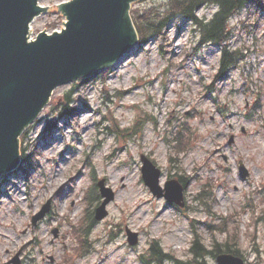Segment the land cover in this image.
Returning <instances> with one entry per match:
<instances>
[{
    "label": "rangeland",
    "instance_id": "374dc122",
    "mask_svg": "<svg viewBox=\"0 0 264 264\" xmlns=\"http://www.w3.org/2000/svg\"><path fill=\"white\" fill-rule=\"evenodd\" d=\"M65 1L39 0L47 8L32 22L33 32L62 28L57 6ZM215 10L201 7L197 16L210 18ZM229 25V44L241 58L225 74L218 71L221 48L202 43L190 20L175 18L163 37L137 44L78 84L68 115H59L60 102L79 79L53 90L22 133L25 160L0 177V264H144L155 241L171 259L163 264H187L195 236L205 249L228 240L246 264H264V0ZM137 119L141 131L124 139L118 129ZM179 130L171 144L167 139ZM142 154L161 169V186L192 177L183 207L153 196L141 178ZM94 177L114 197L105 217L92 221L81 252L74 230L102 202L98 190H89ZM204 183L208 205L195 200ZM45 202L49 212L32 225ZM126 229L137 233L135 244ZM198 261L218 264L211 253Z\"/></svg>",
    "mask_w": 264,
    "mask_h": 264
},
{
    "label": "water",
    "instance_id": "95a60500",
    "mask_svg": "<svg viewBox=\"0 0 264 264\" xmlns=\"http://www.w3.org/2000/svg\"><path fill=\"white\" fill-rule=\"evenodd\" d=\"M135 0H71L57 6L66 16L65 28L42 31L28 41L29 24L47 7L38 0H0V177L20 163L19 136L47 104L52 91L80 77H90L115 62L138 43L129 9ZM44 30V29H43ZM230 137V142L233 140ZM141 174L152 194L184 205L183 187L175 179L161 186L160 168L146 155L140 156ZM242 176L248 173L240 164ZM101 204L94 217H105L106 204L114 193L97 182ZM49 202L32 216V224L49 211ZM130 244L137 233L126 230ZM218 264H245L232 253H218ZM13 264H18L15 260ZM196 264V263H189Z\"/></svg>",
    "mask_w": 264,
    "mask_h": 264
},
{
    "label": "trees",
    "instance_id": "16d2710c",
    "mask_svg": "<svg viewBox=\"0 0 264 264\" xmlns=\"http://www.w3.org/2000/svg\"><path fill=\"white\" fill-rule=\"evenodd\" d=\"M140 1V0H139ZM138 0L131 4V17L134 26L137 31L138 41L140 45L149 43L152 39L161 38L164 36V28L172 19L184 18L190 20L194 25L198 26V32L200 35V41L202 43H212L221 48L220 54V66L219 73L225 74L232 67L237 66L236 63L241 58L240 49L233 48L229 44V39L232 34V26L229 25V20L232 16L240 14L243 10L252 7L259 0H157L158 2L152 3L148 8L141 9L136 4ZM216 6L215 12H213L210 18L198 17L197 10L205 6ZM85 79H81V83H74L67 92L64 94V99L60 102L59 115L66 116L69 111L66 109V105L69 101V95L76 89L78 84L85 82ZM257 110L260 105L255 107ZM141 123L139 119L135 120L130 128L118 129L119 134L125 139L127 136L131 137L141 131ZM182 128V127H181ZM183 131H177V136L174 135L172 139H167L171 144L180 140L179 137ZM22 140V137H21ZM187 143L181 146V149L186 147ZM21 158L24 159L23 149H21ZM25 160V159H24ZM178 181L186 188L192 179H184L182 176H178ZM94 180L95 177H94ZM206 183L201 186L200 191L196 194L195 200L201 201V203L208 205L212 196L210 195L211 190L205 188ZM95 190V184L92 186ZM89 204L92 202L88 200ZM94 219L92 215L87 213L85 220L82 221L81 225L75 229L78 232L79 241L81 246L79 247L81 252H84L86 248V237L89 228ZM229 241L225 243L217 244L211 249H205L202 244L199 243L195 236L190 251L193 253V261L198 264V258H202L205 254L211 253L214 256L220 252H229L235 255H240L235 246L230 245ZM142 261L144 264H163L165 260L170 259L167 254H164L159 248L158 243L151 242L147 255H142ZM171 260V259H170ZM175 264H186V262L179 259H173Z\"/></svg>",
    "mask_w": 264,
    "mask_h": 264
}]
</instances>
